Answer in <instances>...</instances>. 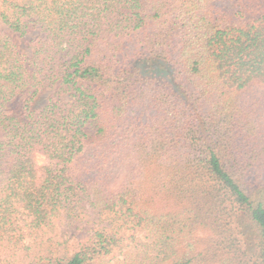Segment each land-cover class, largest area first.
I'll return each instance as SVG.
<instances>
[{
  "label": "trees",
  "instance_id": "trees-1",
  "mask_svg": "<svg viewBox=\"0 0 264 264\" xmlns=\"http://www.w3.org/2000/svg\"><path fill=\"white\" fill-rule=\"evenodd\" d=\"M0 21L37 30L27 56L0 29V264H264V0H0Z\"/></svg>",
  "mask_w": 264,
  "mask_h": 264
},
{
  "label": "rangeland",
  "instance_id": "rangeland-1",
  "mask_svg": "<svg viewBox=\"0 0 264 264\" xmlns=\"http://www.w3.org/2000/svg\"><path fill=\"white\" fill-rule=\"evenodd\" d=\"M0 29L6 30L15 44L17 45L18 49L24 53L25 55L29 56L31 54V49L28 47V40L32 37H35L37 35V30L31 31L26 36H20L17 33H12L7 29V27L0 21ZM51 88L50 87H44L36 97V99L33 102V107L37 109H41L44 105H46L49 102L50 96H51ZM63 98V97H62ZM67 99V97H64ZM43 156L40 154L36 155V160L38 164L43 163ZM91 224L87 223H81L78 225H72L65 231V235L67 238H70L71 240H77L78 238L84 236L86 232L90 229Z\"/></svg>",
  "mask_w": 264,
  "mask_h": 264
}]
</instances>
